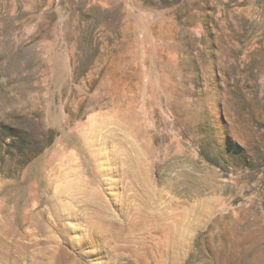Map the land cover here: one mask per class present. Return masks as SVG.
<instances>
[{
    "label": "rangeland",
    "instance_id": "1",
    "mask_svg": "<svg viewBox=\"0 0 264 264\" xmlns=\"http://www.w3.org/2000/svg\"><path fill=\"white\" fill-rule=\"evenodd\" d=\"M0 264H264V0H0Z\"/></svg>",
    "mask_w": 264,
    "mask_h": 264
}]
</instances>
